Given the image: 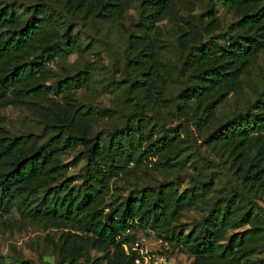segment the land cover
Here are the masks:
<instances>
[{
  "label": "trees",
  "instance_id": "1",
  "mask_svg": "<svg viewBox=\"0 0 264 264\" xmlns=\"http://www.w3.org/2000/svg\"><path fill=\"white\" fill-rule=\"evenodd\" d=\"M131 2L54 0L51 6H32L25 19L9 3L0 7V108L52 95L47 105L33 104L43 117L42 133L12 134L0 126V213L15 210L63 228L57 243L60 264L80 259L86 264H135L137 251L125 250L132 247L134 237L127 231L133 226L155 231L193 256L191 264H264V208L255 201L264 193V84L253 100L203 137L201 143L214 149L220 168L206 165L211 161L201 162L198 155L193 160L196 173L182 190L178 179L163 180L135 186L106 202L116 180L132 173L130 164L141 167L156 157L153 164L168 171L186 159L179 152L181 131L146 111L148 103L167 101L156 85L160 70L170 73L162 62L165 43L159 23L175 2L139 0V17L127 39L129 85L123 94L126 101L136 97L137 107L123 112L122 122L104 135L93 132V122L116 110L86 104L75 95L91 81L90 72L74 70L47 84L48 64L80 49L76 18L115 21ZM217 4L238 15L220 33L214 32ZM181 21L177 42L186 53L179 70L188 77L174 101L185 115V130L205 127L217 105L241 90L242 76L264 49V0H209L197 17ZM73 151L64 162L62 156ZM82 160L79 171L67 176L68 168ZM201 205L205 213L188 230L176 224L185 210ZM245 224L249 228L222 243L229 229ZM92 251L98 255L92 257ZM0 264H6L2 256Z\"/></svg>",
  "mask_w": 264,
  "mask_h": 264
},
{
  "label": "rangeland",
  "instance_id": "2",
  "mask_svg": "<svg viewBox=\"0 0 264 264\" xmlns=\"http://www.w3.org/2000/svg\"><path fill=\"white\" fill-rule=\"evenodd\" d=\"M209 0H174L175 4L169 14L159 23L160 37L165 43L162 50V62L165 63L170 73L165 74L162 70L161 76L156 78L166 103L158 106L148 103L146 111L153 114L154 119L181 131L180 156L185 161L176 167L177 169L162 170L158 164L153 162L156 157H151L144 166L134 167L130 164L132 173L117 179L113 185L111 196L107 203H112L113 197L125 196L135 186L156 184L163 180L178 179L180 190L190 183L191 175L195 174V157L200 156V161H211L206 164L214 169L218 166L215 151L210 146L202 144L201 141L207 130L211 129L217 122L231 116L235 111L244 107L253 100L256 93L264 84V49L258 53L248 73L242 76L241 90L235 94L230 93L222 103L217 105L213 120L206 122L205 127L192 125L184 130L185 115L177 110L174 97L186 82L188 72L179 70V66L186 50L179 46L177 37L179 35L177 24H183L181 18L193 19L204 10ZM7 3L13 5L20 11L22 18L28 17L29 8L37 4H54V0H0V7ZM139 0H132L126 12L115 21H102L91 17H78L74 22V33L79 42L80 49L69 51L65 55L56 57L48 64L50 77L47 84L53 80L63 77L65 73L86 69L91 74V81L76 91L77 99L99 108L116 110L113 115L96 119L93 122V132L104 135L110 129L122 122V113L137 107L136 97L126 101L123 94L127 92L129 82L126 80L128 71L124 65L127 55V39L133 31V24L139 17ZM219 17V25L214 32L220 33L226 26L235 21L238 15L221 4L216 6ZM79 14H76L78 16ZM113 82V83H112ZM116 83V84H115ZM52 95H47L51 97ZM139 97L138 102H144ZM31 97V96H30ZM46 97L26 98L29 104H8L0 108V126L9 133L19 134L27 132L42 133L43 117L33 104L47 105ZM61 101L60 96L55 97ZM170 101V102H169ZM44 112V111H43ZM213 121V122H212ZM77 151L62 156L64 162L72 159ZM83 160L75 167H69L67 176L76 174L83 164ZM222 182L227 181V173L221 170ZM110 195V194H109ZM255 201L264 208V193ZM107 211V208L105 209ZM204 206L185 210L176 224H192L205 213ZM249 228L242 225L237 229H229L222 243L227 242L233 232H241ZM63 228L46 225L43 222L24 218L20 213L13 210L9 213H0V256L6 264H60L57 258V243ZM134 237L132 247L125 250L137 251L140 257L139 264H191L193 256L183 252L165 241L155 231L148 228L131 227L128 231ZM98 255L95 251L91 256ZM261 255H264V251ZM83 259L78 264H83ZM86 264V263H84ZM135 264L136 261H135Z\"/></svg>",
  "mask_w": 264,
  "mask_h": 264
},
{
  "label": "built area",
  "instance_id": "3",
  "mask_svg": "<svg viewBox=\"0 0 264 264\" xmlns=\"http://www.w3.org/2000/svg\"><path fill=\"white\" fill-rule=\"evenodd\" d=\"M135 261H136L137 264H139V259H136Z\"/></svg>",
  "mask_w": 264,
  "mask_h": 264
}]
</instances>
